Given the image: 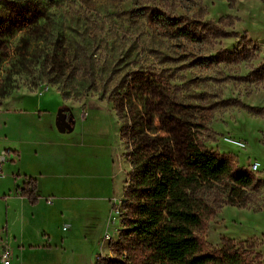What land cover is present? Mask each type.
<instances>
[{
  "label": "rangeland",
  "instance_id": "1",
  "mask_svg": "<svg viewBox=\"0 0 264 264\" xmlns=\"http://www.w3.org/2000/svg\"><path fill=\"white\" fill-rule=\"evenodd\" d=\"M157 12L181 17L202 38L164 32ZM3 15L19 17L24 26L13 42L34 55L0 95V156L16 157L12 148L20 154L0 165V191L18 174L39 181L40 206L24 240L38 246L44 232L51 264L60 255L62 264H87L93 251L94 259L112 257L108 241L117 240L130 170L126 148L165 151L178 165L196 144L229 155L239 169L259 165L252 173L259 188L247 191L244 207L205 189L214 215L203 238L209 252L223 239L248 241L246 257L264 264L262 0H0ZM222 51L242 57L197 65ZM17 109L20 115L3 112ZM44 110L49 115L38 119Z\"/></svg>",
  "mask_w": 264,
  "mask_h": 264
},
{
  "label": "trees",
  "instance_id": "2",
  "mask_svg": "<svg viewBox=\"0 0 264 264\" xmlns=\"http://www.w3.org/2000/svg\"><path fill=\"white\" fill-rule=\"evenodd\" d=\"M152 17L174 37L191 42L202 38L181 17L159 12ZM23 26L19 17H0V95L8 93L11 76L24 67V58L34 56L20 40L13 42ZM241 57L236 51H222L200 58L197 65L206 68ZM260 72L264 76V69ZM125 155L130 170L118 210L120 229L117 240L108 241L114 255H98L94 264H257L244 253L248 241L223 239L217 252H209L203 238L206 221L214 215L205 189L217 188L227 204L244 207L247 191L259 188L252 173L237 168L229 155L196 144L187 147L178 165L167 152L143 145L127 147ZM35 191L32 178L17 189L30 204L37 202Z\"/></svg>",
  "mask_w": 264,
  "mask_h": 264
},
{
  "label": "crops",
  "instance_id": "3",
  "mask_svg": "<svg viewBox=\"0 0 264 264\" xmlns=\"http://www.w3.org/2000/svg\"><path fill=\"white\" fill-rule=\"evenodd\" d=\"M35 108L38 110L41 108L43 101H36ZM41 105V106H40ZM23 109H17L13 111H3L6 113L17 114L20 115ZM47 110L41 111L45 113H40L37 111L38 119L41 118V115L46 114L49 115ZM12 152H16L17 156L14 157L12 155L10 159L11 163H15L18 161L20 154L16 148L10 149ZM9 151V150H8ZM18 158V159H17ZM17 159V160H16ZM17 182L14 179V184L12 187H8V190L0 191V213L3 216V222L0 227V254L2 249L6 246L11 250V262L10 264H51L54 262L55 253H52V246L50 243V238L42 232L43 243L36 246L27 242L23 238V234L28 231L29 219L34 217L32 214L35 210L40 206V196L38 195L39 189V181L37 178L23 174L16 175ZM26 178H32L36 180V196L38 197L37 202L35 204H30L26 198L21 197L17 193V189L22 187ZM12 182V183H14ZM13 221L15 223H13ZM19 232L21 236L16 237V233ZM23 231V232H22ZM65 231V230H64ZM61 255L59 256V264L61 262ZM53 258V260H52ZM94 251L91 253L87 264H94ZM0 264L1 261H0Z\"/></svg>",
  "mask_w": 264,
  "mask_h": 264
},
{
  "label": "built area",
  "instance_id": "4",
  "mask_svg": "<svg viewBox=\"0 0 264 264\" xmlns=\"http://www.w3.org/2000/svg\"><path fill=\"white\" fill-rule=\"evenodd\" d=\"M226 142H228L229 144L237 147V148H244L245 145L240 142V141H237V140H232V139H225ZM10 152V151H8ZM12 157V154L10 155V157H8L5 153V151H3L1 153V156H0V165L3 163V162H6L7 158H11ZM259 169V165L257 163H253V164H250L249 165V172L250 173H256ZM2 175V172H1V168H0V177ZM47 203H51L50 199H47L46 200ZM66 228H63V230H65ZM0 261L2 264H10L11 262V250L8 248V247H4L1 251V254H0Z\"/></svg>",
  "mask_w": 264,
  "mask_h": 264
},
{
  "label": "flooded vegetation",
  "instance_id": "5",
  "mask_svg": "<svg viewBox=\"0 0 264 264\" xmlns=\"http://www.w3.org/2000/svg\"><path fill=\"white\" fill-rule=\"evenodd\" d=\"M62 114H63V113H61V115H62ZM65 121H66L67 123H69V125H71V122H70L71 120H70L69 117L66 116V117H65Z\"/></svg>",
  "mask_w": 264,
  "mask_h": 264
},
{
  "label": "water",
  "instance_id": "6",
  "mask_svg": "<svg viewBox=\"0 0 264 264\" xmlns=\"http://www.w3.org/2000/svg\"><path fill=\"white\" fill-rule=\"evenodd\" d=\"M61 112H62V111H61V109H60V110H59V115H61ZM68 129H71V126H70ZM61 130L64 131V130H65V127H62Z\"/></svg>",
  "mask_w": 264,
  "mask_h": 264
}]
</instances>
